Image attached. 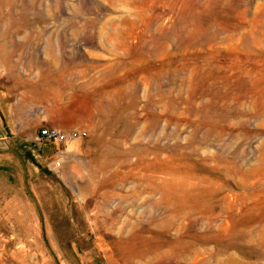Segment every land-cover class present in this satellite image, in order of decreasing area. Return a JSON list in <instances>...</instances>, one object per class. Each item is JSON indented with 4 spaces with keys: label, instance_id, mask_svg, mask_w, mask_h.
<instances>
[{
    "label": "rangeland",
    "instance_id": "rangeland-1",
    "mask_svg": "<svg viewBox=\"0 0 264 264\" xmlns=\"http://www.w3.org/2000/svg\"><path fill=\"white\" fill-rule=\"evenodd\" d=\"M12 139L0 264H264V0H0Z\"/></svg>",
    "mask_w": 264,
    "mask_h": 264
},
{
    "label": "built area",
    "instance_id": "built-area-1",
    "mask_svg": "<svg viewBox=\"0 0 264 264\" xmlns=\"http://www.w3.org/2000/svg\"><path fill=\"white\" fill-rule=\"evenodd\" d=\"M86 131L80 128H71L63 130L54 126H43L41 127L35 135V141L37 144L43 143H64L67 141L75 140L86 135ZM57 154H61L58 152ZM52 164L54 167H59L61 165V160L56 157Z\"/></svg>",
    "mask_w": 264,
    "mask_h": 264
},
{
    "label": "water",
    "instance_id": "water-1",
    "mask_svg": "<svg viewBox=\"0 0 264 264\" xmlns=\"http://www.w3.org/2000/svg\"><path fill=\"white\" fill-rule=\"evenodd\" d=\"M17 142L12 139L11 143L5 142L6 147L5 148H0V150H10L12 151L19 159L21 166L23 168L24 172V179L26 181L27 178V170H26V165L23 156L20 154L19 150L16 148Z\"/></svg>",
    "mask_w": 264,
    "mask_h": 264
},
{
    "label": "bare ground",
    "instance_id": "bare-ground-1",
    "mask_svg": "<svg viewBox=\"0 0 264 264\" xmlns=\"http://www.w3.org/2000/svg\"><path fill=\"white\" fill-rule=\"evenodd\" d=\"M156 191V190H155ZM151 197V196H150ZM158 202V201H157ZM162 205V204H161ZM164 205V204H163ZM155 206V205H154ZM149 214V213H148ZM151 214V213H150Z\"/></svg>",
    "mask_w": 264,
    "mask_h": 264
}]
</instances>
